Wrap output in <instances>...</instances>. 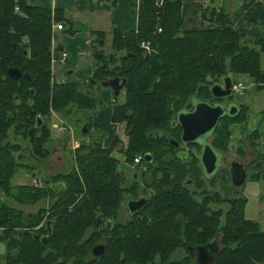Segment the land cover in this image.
Here are the masks:
<instances>
[{
	"label": "trees",
	"instance_id": "16d2710c",
	"mask_svg": "<svg viewBox=\"0 0 264 264\" xmlns=\"http://www.w3.org/2000/svg\"><path fill=\"white\" fill-rule=\"evenodd\" d=\"M180 2L138 0L135 27H111L110 51L102 47L104 31L90 29L93 68L81 83L55 82L51 76L52 22L64 18L61 10L0 0V193L18 204L49 199L34 211L0 199V264H195L186 246L212 238L218 248L208 264H264V229L244 215L246 197L230 182L227 168L213 173L232 194L210 188L196 196L185 183L171 181L169 163L197 162L198 145L187 142V157H182L177 149L184 144L175 148L168 142L180 132L171 123L175 112L188 107L191 96L213 101L208 86L222 74L244 73L253 88H261L264 42L251 41L241 28L227 24L226 12L208 4L198 10V28L181 29ZM206 21L216 25L207 27ZM12 66L27 76L9 75ZM114 75L124 78L123 100L113 101L111 120L123 124L125 142L115 133L104 147L101 133L91 134L73 147L66 169L35 184H11L19 168L31 167L18 156L25 142L30 157L49 155L52 110L84 112L87 130L81 133L88 134L91 110L102 104L90 86ZM235 102L232 114L218 118L209 143L219 150L234 146L242 156L228 125L245 117L247 104L240 96ZM10 134L21 140L11 141ZM254 134L246 135L251 145ZM112 151L128 163L140 153L146 164L139 168L141 174L148 169L143 175L147 200L123 221L117 219L121 201L135 194L138 185L122 184ZM145 152L149 160L143 158ZM246 164L250 179L264 177V152L256 151ZM100 241L104 251L93 255L90 248Z\"/></svg>",
	"mask_w": 264,
	"mask_h": 264
},
{
	"label": "crops",
	"instance_id": "0c3cea01",
	"mask_svg": "<svg viewBox=\"0 0 264 264\" xmlns=\"http://www.w3.org/2000/svg\"><path fill=\"white\" fill-rule=\"evenodd\" d=\"M180 1L181 29L198 28L201 24L198 10L203 4H208L226 12L229 21L227 24L241 28L245 36L251 41L261 40L264 42V0ZM25 2L45 5L50 8L57 7L64 16L62 20L54 21H59L61 27H54L51 37V47L53 49L51 76L55 82H65L75 79L83 83L90 76L93 68V57L90 52V29H101L104 31V44L102 47H106L110 43L111 27L129 30L136 25L138 0H25ZM204 25L213 27L216 24L206 21ZM61 51L66 52L62 59H60ZM235 75L232 74L233 79H240V77H235ZM248 83L252 87V81L249 80ZM256 90L252 87L250 91H246V88H244V93H241L244 96L243 98L240 97V101L247 104L245 117L240 121L231 122L228 125L230 137L235 145H241L244 152L250 154V157L254 156L256 151L264 152V101L260 99V90ZM96 96L102 101L103 105L92 110L89 128L92 131L99 130L103 132L101 145L105 147L109 144L115 133H120L117 130L121 126L119 122L111 120L112 104L111 106L104 104V102L115 101L111 88L107 85H102L97 90ZM259 99L262 101H259ZM56 131L55 146L59 148L56 147L55 156L64 161L63 155H61L64 148L63 139L69 133L65 134L64 137H60L58 136L59 131ZM251 132H255L250 138V141L254 142L253 145L246 138V135ZM82 138L85 137L81 136L78 139ZM119 138L122 142H125L120 134ZM73 147L72 142L71 149L68 150L70 153ZM231 148H234V146H231ZM172 164H175L179 168H187L185 161L169 163V165ZM183 173L180 175V178L171 177V181L181 180Z\"/></svg>",
	"mask_w": 264,
	"mask_h": 264
},
{
	"label": "rangeland",
	"instance_id": "374dc122",
	"mask_svg": "<svg viewBox=\"0 0 264 264\" xmlns=\"http://www.w3.org/2000/svg\"><path fill=\"white\" fill-rule=\"evenodd\" d=\"M103 49L105 51H110L111 48L109 46V44L106 45V47H103ZM264 55L262 56L261 62L264 65V61H263ZM54 59H56L54 57ZM235 77H240V79L243 81L242 83L244 84V88H246V91H250L252 89L249 80H248V76L244 73H236ZM240 79H235V80H240ZM240 80V81H241ZM252 84V83H251ZM102 86L101 83L98 84H92L90 86V91H92L94 93V95H97V90ZM256 90V89H255ZM261 93L260 99H262L264 101V83L262 84L261 88L257 89L256 91H259ZM244 89H242L238 95H240L241 98H243L244 94L241 95V93L243 92ZM245 91V93L247 94V92ZM245 94V95H246ZM237 93L236 92H232V95L230 97V99L232 101H236L237 100ZM259 101H262L260 100ZM123 100V94L122 91H119L118 95L115 98L116 102H120ZM102 102V101H101ZM113 103V101H109L107 103L104 102V104H107L108 106H111V104ZM261 104V102H260ZM103 103L99 106L96 107H100L102 106ZM94 107V108H96ZM264 107V106H263ZM93 108V109H94ZM92 109V110H93ZM91 110V112H92ZM90 117H91V113H90ZM90 120V118H89ZM86 122V117H85V113L80 111V112H70L68 114H62L56 111H51L50 113V124H49V129H50V139L48 142V147L50 148V153L49 155L42 160H37L34 159L32 157H30L28 155V151L27 148L23 145L24 148H22L19 151V158L21 156V158H25L27 160L24 159V161H28L29 164L31 165V167L28 168H19L14 175L10 178V183L11 184H16V183H28V182H32L33 183V179H36V182H38V179L41 177H46L48 175H50L51 173H54L56 171H62L64 169H66L69 165V160H70V150L71 146H72V142H74V140H77V142L80 140L78 138H80L81 136H84L86 139L87 137L92 135H95L97 133H101V136H103V132L102 131H92L89 128V132L88 134L83 135V133H81L80 128L82 126V124ZM53 124H64L65 126H68L69 129L66 130H61L58 133V136L60 137H64L65 134L69 133L66 138L63 139L64 142V148L62 149L63 152L61 153V155H63V160L62 159H58V157H56V147L55 146V131L56 126H54ZM121 127L117 130L118 132H120V136L122 137V139H126L124 130L123 128V124H119ZM57 132V131H56ZM118 134V133H117ZM118 134V136H119ZM207 138H210V135L207 136ZM9 139L12 140H18L20 141L21 139L15 138L14 135H9ZM47 143V142H46ZM59 148V147H58ZM233 149V148H232ZM227 150V149H226ZM225 151V150H224ZM65 153V154H64ZM117 159V170L119 171V173L122 176V184L123 185H128L131 182H135L138 186L137 187H144V177L143 175L148 172V169L145 170L146 172L143 173V175L141 174V170L139 168H143L146 166L144 159H141L140 162L137 164V166H134L132 163H128L125 162L123 160V155L120 152L117 151H112L111 152ZM236 154V153H235ZM29 156V157H28ZM239 156V155H236ZM231 157V155L228 154L227 156V160H229ZM240 158L242 157L244 162H248L252 157H250V154H247L244 152V154L242 156H239ZM241 158V159H242ZM176 162V161H173ZM187 163V168L186 167H176L175 164L169 165V169L171 172V177H175V178H180V175L183 173V178H181V180H179V182L181 183H185L187 185V187L189 188L190 192H192L194 195L198 196L200 191H202L203 189H216L220 194H224L227 193L229 195L232 194L231 191L226 190L225 188H222L220 185V182L218 181V177L216 176L215 173L214 174V182L213 184H210L209 182V178L207 175H205L202 171V168L200 166V164L198 162H194V161H185ZM135 167L138 168V172H137V176L136 177H132L133 174V170H135ZM148 174V173H147ZM148 180V178H147ZM35 184V183H33ZM228 185V183H226V186ZM238 186V190L241 194H243L246 197L244 206H243V212L244 215L246 217L255 219L258 223L260 228L264 229V177H260L258 178V180H251L248 176V170L246 171V175L245 178L243 179V182L240 185H236ZM124 196H127V194H125ZM0 199L4 200L7 203L19 206L22 208L23 211H34L36 210V208L40 205L44 206L47 205L48 203V198L47 197H43L38 199L36 202L34 203H27V204H18L16 203L12 198L10 197H5L3 196V194L0 193ZM211 206H214L216 204L211 203ZM220 206L222 208H225L226 204L225 203H221ZM128 213L124 210V200L121 201V206L119 207L118 210V214H117V219L120 221H123L127 218ZM0 249H2V245L0 244ZM178 254H180V252H174L172 255L173 256H177ZM67 264V263H65Z\"/></svg>",
	"mask_w": 264,
	"mask_h": 264
},
{
	"label": "water",
	"instance_id": "95a60500",
	"mask_svg": "<svg viewBox=\"0 0 264 264\" xmlns=\"http://www.w3.org/2000/svg\"><path fill=\"white\" fill-rule=\"evenodd\" d=\"M7 72L15 78H19L22 75L27 76V73H22L14 66L8 67ZM232 80L233 77L230 71L222 74L218 80L213 81L208 86L211 97L218 99L217 101L191 96L189 106L175 112L171 119V123L179 125L180 132L178 139L169 137L168 142L175 148L178 147V144H185L189 141L199 145V151L196 153L197 162L200 164L203 173L208 177L216 171L219 163L222 161L219 158L222 151L212 147L207 136L210 135L218 118L222 114H232L237 109L235 101H225V99L232 95ZM100 83L109 86L112 90V94L117 96L124 83V78L119 79L114 75L102 80ZM236 97L239 99L238 94ZM37 118V123H39L40 118ZM86 130V122H84L80 131L85 132ZM143 158L149 160V153L145 152ZM227 170L230 182L234 185H240L246 175V163L239 156H232L228 161ZM204 190L205 189L202 191ZM145 201L146 198L144 196L126 198L124 200V208L129 212H134L138 210ZM41 239L43 241L44 236H42ZM186 248L188 253L193 256L195 264H208L213 262L218 246L216 239L212 238L205 243L187 245ZM103 251L104 244L99 242L94 243L90 248V252L93 255H100Z\"/></svg>",
	"mask_w": 264,
	"mask_h": 264
},
{
	"label": "flooded vegetation",
	"instance_id": "af4514ba",
	"mask_svg": "<svg viewBox=\"0 0 264 264\" xmlns=\"http://www.w3.org/2000/svg\"><path fill=\"white\" fill-rule=\"evenodd\" d=\"M218 99H216V98H214V100L213 101H217ZM227 100H231L230 99V97L229 98H227V99H225V101H227ZM187 143V142H186ZM186 143L184 144V147L183 148H181V147H179L177 150L179 151V155L180 156H182V157H187V155H186V152H187V150H186V148H185V145H186ZM24 146L27 148V144H26V142L24 143ZM199 151V145H198V149L196 150V153ZM222 152V154H221V156H219V158L222 160L220 163H219V165H218V168L216 169V171L217 170H219V169H221V168H227V165H228V161L229 160H227V156H228V154L229 155H231V157L232 156H236L237 154H235V152H234V150L233 149H231V147H229L227 150H221ZM29 157V156H28ZM230 157V158H231ZM140 162V161H139ZM245 163H247V162H245ZM134 166H136L135 164H133ZM246 166H247V164H246ZM246 170H247V167H246ZM134 172H133V174H132V177H136L137 176V172H138V170H133ZM209 178V177H208ZM132 183V182H131ZM148 189L147 188H143V187H136V190H135V194H133V195H130V196H127L126 198H135V197H138V196H144L145 198H146V200H147V196H148ZM146 202V201H145ZM142 207V206H141ZM140 207V208H141ZM139 208V209H140ZM138 209V210H139ZM124 210L128 213V216L130 215V213H132V212H129L128 210H126L125 208H124ZM137 211V210H136ZM135 212V211H134ZM127 216V217H128ZM99 243H103L104 244V242L103 241H100Z\"/></svg>",
	"mask_w": 264,
	"mask_h": 264
},
{
	"label": "built area",
	"instance_id": "2783aa9c",
	"mask_svg": "<svg viewBox=\"0 0 264 264\" xmlns=\"http://www.w3.org/2000/svg\"><path fill=\"white\" fill-rule=\"evenodd\" d=\"M54 27L55 28H60L61 27V23L59 21L52 22V30H53ZM142 46L147 48V44L146 43H142ZM65 54H66L65 51H61L60 52V59H62L65 56ZM242 89H244V84L242 83V81L233 79L232 82H231V90H232V92H236L237 94H239V92ZM53 125L56 126V129L58 131L69 129V127L65 126L64 124H53ZM76 144H77V141H74L73 142V146H75ZM140 159H141V154L140 153L135 154L133 156V158H132V164L138 163L140 161ZM33 183H36V179H33Z\"/></svg>",
	"mask_w": 264,
	"mask_h": 264
}]
</instances>
